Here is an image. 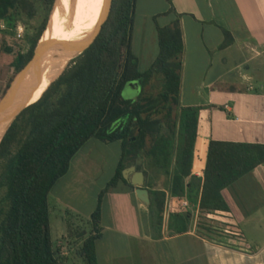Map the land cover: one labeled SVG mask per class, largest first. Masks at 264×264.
Returning a JSON list of instances; mask_svg holds the SVG:
<instances>
[{
    "label": "trees",
    "instance_id": "trees-1",
    "mask_svg": "<svg viewBox=\"0 0 264 264\" xmlns=\"http://www.w3.org/2000/svg\"><path fill=\"white\" fill-rule=\"evenodd\" d=\"M43 2L50 12L55 0ZM137 2L112 0L110 11L90 46L70 61L40 100L22 111L3 137L0 264L63 263L61 250L54 246L51 236L49 198L57 182L69 173L75 156L93 139L123 143L124 154L109 189L123 176L132 151L144 150L150 140L149 154L157 165L169 167L176 154L173 196L182 200L196 192L189 189L187 180L193 172L199 127L197 110L183 108L181 115L172 119L171 105H178L180 96L182 32L178 28L159 27V56L149 70L142 72L132 44ZM21 13L36 14L32 0H0V29L9 33L19 23ZM51 17L52 13L50 20ZM50 20L48 14L28 53L3 40L0 67L13 68L14 76L0 90V101L17 74L33 59L37 42ZM154 78H161L162 90L158 94H146L145 88ZM131 81H140L143 92L136 99H125L122 92ZM165 110L168 114L161 118ZM262 164L264 144L212 140L201 207L228 210L223 190ZM109 189L101 194L92 215L95 231L81 247L82 257L89 264H98L99 234L95 232L102 221L103 197ZM158 194L163 209L165 193ZM188 217L181 213L182 222L187 223Z\"/></svg>",
    "mask_w": 264,
    "mask_h": 264
},
{
    "label": "crops",
    "instance_id": "crops-1",
    "mask_svg": "<svg viewBox=\"0 0 264 264\" xmlns=\"http://www.w3.org/2000/svg\"><path fill=\"white\" fill-rule=\"evenodd\" d=\"M163 1V10L148 14L155 26L154 50L148 38L140 37L139 54L137 2L133 51L139 68L141 59H150L148 68L141 70L145 72L160 53L159 27L182 32L179 103L171 106L175 118L183 108L197 110V141L201 136L207 139V152L202 157L194 154L187 183L196 192L181 200L172 194L176 154L168 167L155 163L150 140L144 150L132 151L126 161L128 176L136 179L138 167H143L151 202L143 203L136 192L111 189L95 232L97 263L264 264V164L223 190L228 210L201 207L210 142L264 144V0ZM150 85L155 86L154 81ZM158 192L165 193L163 209ZM181 213L188 214L187 223L181 221ZM81 230L72 224L57 247L54 244L64 260V244L75 242L72 237Z\"/></svg>",
    "mask_w": 264,
    "mask_h": 264
},
{
    "label": "rangeland",
    "instance_id": "rangeland-1",
    "mask_svg": "<svg viewBox=\"0 0 264 264\" xmlns=\"http://www.w3.org/2000/svg\"><path fill=\"white\" fill-rule=\"evenodd\" d=\"M32 1L36 8V14L34 16H29L24 13L19 14V23L9 30V33L4 32L3 28V30L0 29V46L3 40L6 39L11 46H16L18 50H21L24 53H28V51L31 50L34 38H36L38 31L48 14L50 18V14L54 6H52L51 11L49 12L48 5H46L43 0ZM138 1L135 39L137 42L136 50L139 54L141 45L139 46L140 42L138 41L140 40V37L141 39L148 38L150 45L149 48L154 50L151 41H154L155 26L152 17L148 14L152 12V10H163L165 2L163 0ZM70 28L71 24L68 28L66 27L65 30L68 31ZM39 41L40 39L37 42V46ZM78 55H73V57L67 61L68 63H64L65 65L62 64L58 66L54 70L53 79H57L70 61ZM149 62L150 59L148 58L146 61L141 59L140 70L148 68ZM13 76V68L0 67V90H3L7 86L8 81ZM51 81L47 85V88L49 87ZM153 81L155 86H147L145 88L146 94H158L162 90L161 80L154 78ZM47 88H45L44 91ZM142 92V83L140 81H131L124 87L122 95L125 99H136ZM174 111L175 110H173V113H175ZM121 143L122 141H111L109 139L104 141L98 139L91 140L75 156L69 173L57 182L50 194L49 202L51 208L52 226L51 236L55 246L57 247L58 240H63V234H68V227L72 226V224L82 228L77 235L72 237V240L75 242H66L64 244L66 246L67 255L62 264H89L82 257L81 247L84 239L89 237L94 231V225L92 224L91 219L93 213L97 209L101 194L104 190H106V188H110V184H112L116 178L121 158ZM149 144V147H151L152 143ZM196 144V155L199 157L205 156L208 147L207 139H205L204 136H201ZM172 149L173 148H171V150ZM125 169L123 170V173L125 172ZM2 171L3 167L0 165V176ZM109 190L111 191V189ZM108 193H106L103 197V208L105 207ZM3 196L4 191L0 190V198ZM61 219L64 220L62 221ZM75 243L79 245L77 246Z\"/></svg>",
    "mask_w": 264,
    "mask_h": 264
},
{
    "label": "bare ground",
    "instance_id": "bare-ground-1",
    "mask_svg": "<svg viewBox=\"0 0 264 264\" xmlns=\"http://www.w3.org/2000/svg\"><path fill=\"white\" fill-rule=\"evenodd\" d=\"M110 0H58L50 23L42 35V41H50V53L34 64L19 80L16 101L25 100L37 89L32 102L36 101L54 77V70L78 55L91 42L106 16ZM71 24L67 31L66 27ZM74 56V57H75ZM9 122L0 126V143Z\"/></svg>",
    "mask_w": 264,
    "mask_h": 264
},
{
    "label": "water",
    "instance_id": "water-1",
    "mask_svg": "<svg viewBox=\"0 0 264 264\" xmlns=\"http://www.w3.org/2000/svg\"><path fill=\"white\" fill-rule=\"evenodd\" d=\"M57 2H58V0H55V3H54V6H53L51 13H53V11L55 10V6H56ZM111 5H112V0H111V4H110L109 10H108L106 16L104 17L101 25L99 26V28L96 31L95 35L93 36L91 42L87 45L86 48H88L90 46V44L92 43V41L96 37L99 29L101 28L102 24L104 23L107 15L110 11ZM49 20H50V18H49ZM86 48L83 51H81L79 53V55L82 54L86 50ZM49 53H50V41L49 40L42 41V36H41L39 44L35 50V54H34L33 59L26 65V67L23 70H21L17 74V76L15 77L14 81L12 82L10 88L8 89L6 95L0 101V126L6 122H9V125L7 127V130H8L9 127L11 126V124L15 121V119L22 113V111H24L27 107H29L30 105L37 102V101L32 102V99H33L34 94L36 93L37 89H39V87L42 84V78L40 79L39 87L34 91V93H32V95L30 94L29 96H27L25 98V100L21 101V103L16 101V97L18 94V83H19L20 78L34 64H37L38 62L43 61ZM55 80H56V78L51 81L50 85ZM50 85H49V87H50ZM47 89L43 92V94L47 91ZM43 94H42V96H43ZM40 98H39V100H40ZM138 169H140V170H137L136 179H130L128 176V173L130 172L131 168H126L125 172L123 173V176L118 181V184L113 187V191L116 193L136 192L138 198L143 203L150 204L151 192H150V189L147 188L146 174L144 172L143 167L140 166V168L138 167Z\"/></svg>",
    "mask_w": 264,
    "mask_h": 264
},
{
    "label": "flooded vegetation",
    "instance_id": "flooded-vegetation-1",
    "mask_svg": "<svg viewBox=\"0 0 264 264\" xmlns=\"http://www.w3.org/2000/svg\"><path fill=\"white\" fill-rule=\"evenodd\" d=\"M166 111V112H165ZM164 111V113L162 114V116H160L161 118H165L166 117V115L168 114V111L167 110H165ZM175 116H174V113H173V115H172V119L174 118ZM170 124H171V121H170ZM168 128V127H167Z\"/></svg>",
    "mask_w": 264,
    "mask_h": 264
},
{
    "label": "built area",
    "instance_id": "built-area-1",
    "mask_svg": "<svg viewBox=\"0 0 264 264\" xmlns=\"http://www.w3.org/2000/svg\"><path fill=\"white\" fill-rule=\"evenodd\" d=\"M3 27H4V25H3Z\"/></svg>",
    "mask_w": 264,
    "mask_h": 264
}]
</instances>
